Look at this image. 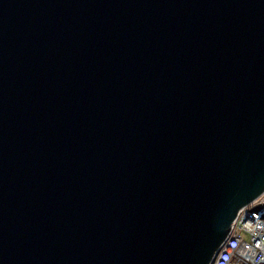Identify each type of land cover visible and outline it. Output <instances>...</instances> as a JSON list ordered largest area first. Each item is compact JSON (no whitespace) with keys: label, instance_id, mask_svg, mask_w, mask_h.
I'll return each mask as SVG.
<instances>
[{"label":"water","instance_id":"water-1","mask_svg":"<svg viewBox=\"0 0 264 264\" xmlns=\"http://www.w3.org/2000/svg\"><path fill=\"white\" fill-rule=\"evenodd\" d=\"M263 194L264 0H0V264H212Z\"/></svg>","mask_w":264,"mask_h":264},{"label":"built area","instance_id":"built-area-1","mask_svg":"<svg viewBox=\"0 0 264 264\" xmlns=\"http://www.w3.org/2000/svg\"><path fill=\"white\" fill-rule=\"evenodd\" d=\"M263 202L264 194L239 210L214 264H264V219L257 212H251Z\"/></svg>","mask_w":264,"mask_h":264},{"label":"trees","instance_id":"trees-1","mask_svg":"<svg viewBox=\"0 0 264 264\" xmlns=\"http://www.w3.org/2000/svg\"><path fill=\"white\" fill-rule=\"evenodd\" d=\"M212 264H214V262Z\"/></svg>","mask_w":264,"mask_h":264}]
</instances>
